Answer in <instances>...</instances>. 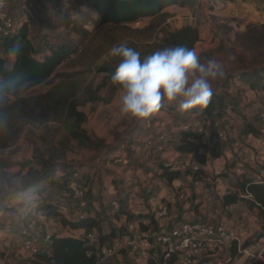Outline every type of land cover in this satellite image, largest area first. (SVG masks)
Segmentation results:
<instances>
[{"label":"rangeland","instance_id":"374dc122","mask_svg":"<svg viewBox=\"0 0 264 264\" xmlns=\"http://www.w3.org/2000/svg\"><path fill=\"white\" fill-rule=\"evenodd\" d=\"M7 1L17 22L30 20V38L35 44H39L41 35H48L53 42L59 40L60 43L68 36L77 39L80 47L49 80L39 85L22 87L15 99L17 101H13L0 113V200L6 199L4 205L9 201L15 206L14 204L21 201V204L29 207L31 201L37 200L24 197L18 190L30 168L40 170L35 158L39 156L45 159H53L55 156L56 162L62 163L65 168L59 176L67 174L74 179L73 173H83L90 177L83 181H86L85 185L89 188L87 207L99 219L103 218L104 230L108 227L118 228L117 221L120 218H116V213L120 207L128 209L127 214L146 210V193L149 189L159 190L163 187V196L177 191L175 186L167 187L157 178L156 163L164 160L182 162L174 154L177 151L175 142L178 125L185 113L195 112L201 116L207 108L196 107L181 112L178 101L168 102L165 99L159 111L143 121L120 111L121 100L125 94L123 88L113 91V86L108 84L97 93L103 100H95L92 92L97 90L105 77L104 74L96 72L97 68L106 63H120V58L111 56L110 50L122 42H127L135 50L139 47L138 52L142 53L146 45L159 42L170 31L187 25L198 27L200 40L194 50L200 56V62L207 63L209 59H215L225 72L223 78L211 82V102L228 104L232 108L231 118L239 126L243 120H247L254 122L257 129L262 131V126L257 122V114L261 105H264V88H257L251 93L243 84L239 85L242 82L239 77L244 71H253L264 66V0H196L192 7L166 8L164 15L124 26L98 24V16L91 8L87 5L77 7L73 0ZM69 14H81L78 23L89 25L85 37H78V34L71 31L70 25L67 27ZM20 17L24 19L20 21ZM1 51L3 52L0 48V55L10 62L11 57ZM240 87L244 94L241 100L237 95ZM72 101L77 103L79 111L86 114L87 119L82 127L95 141V148L82 146L70 135L74 120L67 117V108ZM10 118L12 121L26 123L22 135L14 143L12 137L8 138L1 127ZM159 122H169L166 127V142L163 144L165 147L160 152L148 146V140H156L157 134L153 128ZM123 143L124 147L112 155L111 150ZM144 167L150 168L152 172L145 173ZM216 167L219 171L220 167ZM209 176L212 180L217 177L215 169L209 172ZM229 177L228 184L233 186L235 179ZM126 180L131 186L127 185ZM79 184L85 186L82 182ZM191 187L188 188L189 192L193 191ZM69 191L53 188L45 196L52 201L64 202L74 214L73 210L77 212L79 207L65 196ZM184 194L186 199L180 206L188 207L192 200L194 202V198L193 195L188 196L187 190ZM249 207L250 204L239 202L231 209L221 211V219L231 221L227 226L238 228L240 233L245 232L243 242L249 238L254 240L262 223L257 209L252 210ZM212 208L216 209L217 204L212 205ZM41 222L50 232H53L57 224L52 217L42 219ZM0 236L6 238V235ZM7 236L15 239L17 231L10 232ZM252 246L253 251H256L257 245ZM13 251L11 247H0V258L5 264L20 263L21 259L12 260L16 258ZM235 255L237 259L233 258L227 263L228 255L222 250L217 254V261L223 264H264V256L253 261L250 258L238 260L239 257ZM19 257L22 255L19 254Z\"/></svg>","mask_w":264,"mask_h":264},{"label":"trees","instance_id":"16d2710c","mask_svg":"<svg viewBox=\"0 0 264 264\" xmlns=\"http://www.w3.org/2000/svg\"><path fill=\"white\" fill-rule=\"evenodd\" d=\"M74 5L82 7L87 5L98 16L100 25H129L136 23L143 19L156 18L164 15V10L171 6L187 7L194 6L196 0H73ZM82 15L77 14L73 16L69 14L66 25H70L71 31L78 34L80 38L88 34L89 25L78 23ZM78 17V18H77ZM29 21H22L16 33L7 37L0 42L3 53L10 56L12 59L7 62L5 58L0 55V113L4 112L5 107L11 104L18 96V91L25 85H39L49 80L56 72V70L65 63L77 49L80 47L79 41L74 38L65 36L61 43L59 40L52 41L48 35H41L39 44H35L30 38ZM149 29V28H148ZM42 34V33H41ZM200 40V30L195 26H184L165 34L161 40L154 44H148L144 47V51L140 53L141 58L151 55L157 50L178 45L186 46L190 49H195L196 44ZM59 42V44H57ZM138 48L136 51H138ZM118 65L103 64L97 68V73L104 74L103 82L98 86L97 90L92 92L95 100H103L102 96L97 95L102 88L108 84L112 85L114 90L122 88L114 85L111 81V76L116 71ZM240 81H245L246 84L252 89L264 88V66L260 69L253 71H244L239 77ZM225 83V82H224ZM229 80L226 81L225 87H228ZM17 101V100H16ZM15 101V102H16ZM165 102V99L162 100ZM209 107L215 105L210 103ZM218 105V104H216ZM208 107V108H209ZM77 103L71 102L67 108V117L74 120L73 130L70 135L73 139L77 140L82 146L95 148V141L82 127L87 117L86 114L77 109ZM207 108V109H208ZM239 114H242L236 109ZM23 113V112H22ZM24 117V116H23ZM23 119V118H22ZM143 118V121H147ZM10 118L1 124L3 130L6 131L8 138L12 137L13 143L18 140L22 135L26 123L19 120ZM241 135L255 133L260 135L261 131L257 129L255 124H250L249 121L243 120ZM9 144V143H8ZM124 143L116 146L111 150V154L117 153ZM130 149V147H129ZM175 149L180 153L190 154L193 163L201 166L210 161H215L221 158L226 149L225 141H214L211 145H204L202 143V136L188 131H178L177 139L175 142ZM36 162L39 164L40 170L30 168L23 179V185L18 190L24 197L38 196L37 203L42 204L40 208L43 210L46 218L52 217L56 219L57 231L51 234L50 254L38 253L32 257L23 259L20 264H108L106 262H99L98 255L93 250L92 246L88 244L84 236L69 235L64 236L65 231L86 229L91 231L97 229L101 235V250H104L105 243L111 241L119 235H123L124 227H108L103 229L101 219L95 213L86 207L80 214L76 216H67L65 214V206L60 201L47 202L45 201V194L48 191L51 179L64 168L62 163L56 162L55 156L50 159H45L43 156L35 157ZM164 161L156 163L157 178L164 182L167 187L173 188L174 182L181 177L179 170H174L164 164ZM235 165V160L230 159L227 161L224 170L227 171ZM145 168V167H144ZM222 172L224 176L232 175L229 172ZM145 173L149 174L152 171L150 168H145ZM201 175L195 174V178ZM232 177H234L232 175ZM2 174L0 173V180ZM232 194L221 197L223 207H230L238 204L239 202L246 201L250 207L258 208L259 215L262 218L263 224L254 236V240L247 239L243 243V247L256 245L257 242L264 237V184L256 182L252 172H246L241 179L234 177ZM78 188V187H77ZM83 188V187H80ZM75 189V188H74ZM86 189V188H84ZM159 190L149 189L146 193V199H151L157 195ZM87 190V189H86ZM88 192V190H87ZM247 192L252 194V198H248ZM13 194V192L11 193ZM6 199L0 200V207L4 205ZM125 215L128 222L136 220L140 222V228L146 232L150 230L155 231L158 229V224L154 216L150 213L141 212L138 214H127L126 208H119L116 213V218ZM147 220L148 225L143 221ZM153 252V250H151ZM92 252L90 255L89 253ZM232 255L237 254V245L229 251ZM176 256L170 260V264H174ZM165 261L164 255L159 253L157 262L151 261L150 264H163Z\"/></svg>","mask_w":264,"mask_h":264},{"label":"built area","instance_id":"2783aa9c","mask_svg":"<svg viewBox=\"0 0 264 264\" xmlns=\"http://www.w3.org/2000/svg\"><path fill=\"white\" fill-rule=\"evenodd\" d=\"M19 21V20H18ZM22 21V20H20ZM22 22H17L11 12L9 2L0 0V42L3 39L12 36L17 32ZM243 91V88L240 87ZM243 93H241L242 99ZM230 106L213 105L199 116L195 112L185 113V117L178 125V130L194 132L202 136L204 144L206 135L214 138L216 141H225L228 144L230 153L235 157V166L230 173L241 179L246 173V168L250 171L256 182L264 184V161L260 153H264V105H261L257 114V122L262 126L261 134L258 135V145L252 146L240 137V126L231 118ZM168 124L162 123L158 127L156 140H148L150 149L157 151L164 150L166 142ZM253 138V136H251ZM156 145V146H155ZM165 165L172 169L183 171L190 170L188 179L181 178L178 180L179 187H186L191 182L195 188L203 190L206 195L208 204H216V201L225 195L232 194L234 188L226 189L219 197L216 193V187L210 179L202 177L203 168L197 163L177 164L173 160H165ZM200 173L197 178L195 174ZM248 198H252V194L247 192ZM67 199L75 202L79 207V214L88 205V194L84 188H75L65 193ZM182 194L175 192L172 196L162 202L160 209L155 211L154 219L162 220L169 215L170 207L180 202ZM44 212L39 210L34 218L27 221L19 236V245L21 251L25 254V258H29L38 253L50 254L51 234L47 233L43 237L38 234V228L45 219ZM244 227V224H241ZM124 234L119 235L108 243V247L104 246L101 250V235L99 230L92 229L85 233L84 237L88 244L92 246L99 258V262L108 264H150L151 261L157 262L159 253L164 255L163 264H170L169 260L176 256L174 264H207L199 258L203 252L217 256L222 250L230 251L234 245H237V252L243 257L250 258L253 261L260 260L264 256V237L257 242L256 251H253L252 245L243 247V235L238 228L227 226L223 222H213L210 220L182 221L173 227L160 226L155 231H142L140 222L133 220L127 222L124 226ZM254 245V247H256ZM122 250H126L128 256L133 259L129 262H118L123 260ZM153 250V252L151 251ZM92 252L89 253V255ZM223 264V263H220Z\"/></svg>","mask_w":264,"mask_h":264},{"label":"clouds","instance_id":"9594fccd","mask_svg":"<svg viewBox=\"0 0 264 264\" xmlns=\"http://www.w3.org/2000/svg\"><path fill=\"white\" fill-rule=\"evenodd\" d=\"M110 55L120 58L111 76L112 83L125 92L120 111L136 119L157 113L164 99L178 101L181 112L208 108L213 96L211 82L225 75L217 60L201 63L198 53L183 45L141 58L138 51L122 42L111 48Z\"/></svg>","mask_w":264,"mask_h":264},{"label":"crops","instance_id":"0c3cea01","mask_svg":"<svg viewBox=\"0 0 264 264\" xmlns=\"http://www.w3.org/2000/svg\"><path fill=\"white\" fill-rule=\"evenodd\" d=\"M171 7H174V6H171ZM169 8L170 7H168V9ZM18 19L19 20H23L24 17H20ZM0 48L2 50L1 44H0ZM3 58H4V56H3ZM241 84H243L244 85V88H247L248 91L250 90L251 93H254L255 92L254 89L250 88L246 84L245 81H242L241 83H239V85H241ZM241 93H243V91H241L240 88H239L237 90V95H238V98H240V100L242 99ZM219 95L220 94H218V96ZM219 97L221 99H224L221 95ZM223 103H225V102H223ZM161 115H163V114H161ZM162 123H165V122H159L153 128V130L156 132V134H158V127ZM249 123L251 124L252 122H249ZM166 124L169 125V122H167ZM242 124L240 125V131H241L242 126H243ZM252 124H255V123L253 122ZM251 136H253V138ZM240 137L243 138V139H245L249 143V145L251 144L254 147L258 145V140H257L258 135H256L255 133H250V134H247V135H241ZM205 140L207 141V143L204 144L203 141H202V143L204 145H207V146L208 145H211L214 141H216L214 138L208 137V134L206 135ZM226 146H227V149H226L224 155L221 158H219V159H217L215 161H210L207 164H205V165L202 166V168H203L202 177L205 178V179H210L211 181H213L212 183L216 187V193H217V195L219 197L222 195V193L226 189L233 188V186H230L228 184L229 181H230L228 179V176L222 175V172L225 171L224 168H225V165H226L227 161L230 160V159H234L235 160V157H233V155L230 153V149L228 147V144H226ZM152 150H155V149H152ZM174 154L177 157H180V159L182 160V162L176 161L177 164H186V165H189V164L193 163L192 156L190 154L180 153L179 151H176ZM260 155H261L262 160L264 161V153L261 152ZM164 162H165V160H164ZM235 162H236V160H235ZM216 166L220 167L219 168V171H218V168ZM214 169L216 171L217 177H215L214 180H212V178L209 176V172L210 173L213 172ZM231 169L227 170L229 172V174H230V170ZM174 170H178V169H175L174 168ZM179 171L181 172V177L179 179H181V178L188 179L189 178V176H190L189 175L190 174V170L189 171L179 170ZM227 171H225V172H227ZM60 172H58L51 179L50 185L48 187V190L53 189V188H55V189L61 188V189H65V190H68V191L70 190L71 191L74 188L82 187L79 184V182H82V185H85V182L87 181L86 178H90V177H88L87 175H85L83 173L81 175H78V174L75 175L73 173L72 176L74 177V179H72L67 174H64V176H59ZM246 172L251 173V171L249 169H247ZM229 178H232V175H230ZM84 180H86V181L83 182ZM178 180L176 182H174L173 185L177 188L176 193L177 192H180L182 194V197L180 199V202L178 204L173 205V206L170 207L169 215L166 218H164V220L162 219V220H157L156 221L157 224H158V227H160V226H166V227H169L170 228V227H173L174 225H176V224H178V223H180L182 221H197V220H210V221H213V222H223V223H225L227 225L231 223V221H228L227 222L224 218L221 219V216H223L221 214V211H222V209L229 210L234 205H232L230 207H223L221 201H219V199H218L216 201L217 208L214 209V208H212V205H214V204H208L206 202V195L203 192V190L201 191L198 188H195L194 185L191 182H189L187 184V186L184 187V188L179 187ZM126 182H127V185L131 186L128 183V180H126ZM233 182H234V180H233ZM190 186H192L191 187L193 189L192 192H189L188 191V188ZM83 188H86L87 190H89V188L86 185ZM163 190H164V188L157 195H155L153 198H151L149 200L146 199V201H147L146 202L147 208H146V210L141 211V212L150 213L151 215L154 214L155 211H157V210L160 209V206H161V204H162L163 201H165L167 198H169L170 196H172L173 194H175V193L172 192V194H170L169 196H167L168 194L165 195V196H163L162 195ZM182 190H183V192H182ZM186 190H187L188 196L193 195V198H194V202L192 200L191 203H189V206L188 207H190V208L185 207V206H183V207L180 206L181 203H182V201L184 199H186V194H184V192H186ZM87 194H88V192H87ZM31 198H35V199L37 198L38 199V196H34V197H31ZM45 201H47V202H55V201H52L51 199L47 198V196L45 198ZM57 201H59V200H57ZM62 203L65 206L67 205L64 202H62ZM246 203H248V202L242 201V204H246ZM30 204L31 205L29 207H27V206H25L24 203L21 204V201H19L16 204H14L15 206H13V203L8 201L6 203V205H3V206L0 207V235H4V236L6 235V238H3V236H0V237L3 238V239H0V240H2V241H0V247L2 246L4 248L6 246V247H11V248L14 249L13 253H14V256L16 258H12V260L13 259H15V260L16 259L17 260L26 259L25 258L26 256L21 251V248H20V245H19V236H20V233H21L22 229L25 227L27 221L30 220V219H32L34 217V214L37 211H39V210L43 211L40 208V206L42 204L37 203L36 200L31 201ZM197 205H199L198 208L196 207ZM255 209H257V211L259 213V210L256 207H254L252 210H255ZM126 211H128V209H126ZM172 211H173V213H172ZM73 212H74V214L71 213V210H69V208H67V206L65 207V214L67 216L70 217V216H76L77 214H79V210L78 209H77V212H76V210H73ZM132 214H138V213L137 212H133ZM259 217H260V215H259ZM102 219H101V223L103 224V223H105V221H103ZM260 219L262 221V218L261 217H260ZM127 222H128V220H127L126 216L125 215H122V217H120V219L117 221L118 228L124 227ZM161 222H164V224H161ZM143 223L145 225H148L149 224V222L147 220L143 221ZM262 224H263V221L261 223V226H262ZM261 226H260V228H261ZM151 228L152 227H150V229ZM57 230L58 229H57V226H56L53 229V232H56ZM15 231H17V238L14 239V238H11V237H8L7 236L8 234H10V232L13 233ZM53 232H50L49 231V228L47 226H45L43 223L38 228V234L41 235L42 237L44 235H46L47 233L52 234ZM86 232H88L86 229L71 230V231H65L63 233V235L64 236H69V235L84 236ZM108 243L109 242L105 243L104 246L105 247H108ZM17 249H19V251H15ZM225 252L228 255L227 263H229L231 260H233V258L237 259L228 250H226ZM19 254L22 255L21 258L19 257ZM121 256H123L124 259L123 260L118 259V262H123V261L124 262H129V261H131L133 259L132 256L131 257L128 256V253H127L126 250H122V255ZM235 256H238L239 257L238 260L239 259L242 260L243 258L246 259V257H243L239 253H237ZM217 257L218 256H213V255H210V254H207V253L203 252V254L200 256L199 259L202 262L207 263V264H220V262L217 261ZM0 261H1L0 264H5L4 261H3V259L0 258ZM8 263L11 264V262H8Z\"/></svg>","mask_w":264,"mask_h":264},{"label":"bare ground","instance_id":"6f19581e","mask_svg":"<svg viewBox=\"0 0 264 264\" xmlns=\"http://www.w3.org/2000/svg\"><path fill=\"white\" fill-rule=\"evenodd\" d=\"M208 173V172H207Z\"/></svg>","mask_w":264,"mask_h":264}]
</instances>
